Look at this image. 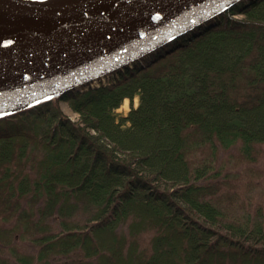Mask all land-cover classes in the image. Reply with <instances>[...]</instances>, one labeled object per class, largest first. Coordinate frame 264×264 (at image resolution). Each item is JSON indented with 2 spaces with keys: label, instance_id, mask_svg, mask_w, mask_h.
<instances>
[{
  "label": "trees",
  "instance_id": "1",
  "mask_svg": "<svg viewBox=\"0 0 264 264\" xmlns=\"http://www.w3.org/2000/svg\"><path fill=\"white\" fill-rule=\"evenodd\" d=\"M0 264H264V0L0 118Z\"/></svg>",
  "mask_w": 264,
  "mask_h": 264
},
{
  "label": "water",
  "instance_id": "2",
  "mask_svg": "<svg viewBox=\"0 0 264 264\" xmlns=\"http://www.w3.org/2000/svg\"><path fill=\"white\" fill-rule=\"evenodd\" d=\"M240 0H0V118L141 57Z\"/></svg>",
  "mask_w": 264,
  "mask_h": 264
},
{
  "label": "rangeland",
  "instance_id": "3",
  "mask_svg": "<svg viewBox=\"0 0 264 264\" xmlns=\"http://www.w3.org/2000/svg\"><path fill=\"white\" fill-rule=\"evenodd\" d=\"M234 18H235V19H240V20H242V19H244V16H236V17H234ZM126 100H127V101L124 100V101L122 102V104L120 105V107L117 108V109L115 110V113H116L117 116H125L126 113L129 111L131 105H130L128 99H126ZM137 104H138V98H137V97H134L133 102H132V106H133V107H136ZM60 106H61V109H62L64 115H66L67 118H69V119L72 120V121H76V120L78 119L77 115L74 114L73 112H71V111L66 107L65 104L62 103ZM25 249H26L28 252H32V251H34V249H33L30 245H27V246L25 247Z\"/></svg>",
  "mask_w": 264,
  "mask_h": 264
},
{
  "label": "bare ground",
  "instance_id": "4",
  "mask_svg": "<svg viewBox=\"0 0 264 264\" xmlns=\"http://www.w3.org/2000/svg\"><path fill=\"white\" fill-rule=\"evenodd\" d=\"M19 38V36L0 32V45L9 44L15 40L17 41ZM125 101L127 100L125 99Z\"/></svg>",
  "mask_w": 264,
  "mask_h": 264
}]
</instances>
